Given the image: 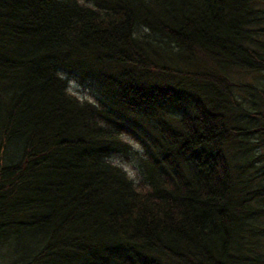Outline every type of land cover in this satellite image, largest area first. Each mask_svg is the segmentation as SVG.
I'll return each mask as SVG.
<instances>
[{
    "label": "trees",
    "instance_id": "trees-1",
    "mask_svg": "<svg viewBox=\"0 0 264 264\" xmlns=\"http://www.w3.org/2000/svg\"><path fill=\"white\" fill-rule=\"evenodd\" d=\"M126 135L142 190L108 161ZM9 246L10 264H264V0H0Z\"/></svg>",
    "mask_w": 264,
    "mask_h": 264
},
{
    "label": "rangeland",
    "instance_id": "rangeland-1",
    "mask_svg": "<svg viewBox=\"0 0 264 264\" xmlns=\"http://www.w3.org/2000/svg\"><path fill=\"white\" fill-rule=\"evenodd\" d=\"M232 82L238 87L243 88V85L248 86L256 83L258 78L257 74L239 72L233 70L230 72ZM62 76L66 79L68 84V91L73 94L80 101H89L97 103L98 92L93 85L88 83L81 84L73 74L66 71L61 72ZM241 95V96H240ZM239 97L244 98L245 95L239 92ZM124 139L129 142L132 146V153L130 155L114 154L108 158V161L120 168H122L128 177L132 179L137 189L142 190L144 188V182L141 172L138 168L139 156L143 153V149L139 143H136L130 136H124ZM258 156L263 155V152L258 151ZM260 163H257L258 166ZM10 249L0 252V264H10L16 260L18 254L16 253L17 248L9 246Z\"/></svg>",
    "mask_w": 264,
    "mask_h": 264
}]
</instances>
